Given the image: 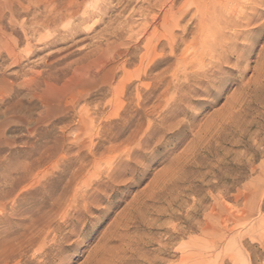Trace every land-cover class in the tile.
Returning <instances> with one entry per match:
<instances>
[{
  "label": "rangeland",
  "instance_id": "1",
  "mask_svg": "<svg viewBox=\"0 0 264 264\" xmlns=\"http://www.w3.org/2000/svg\"><path fill=\"white\" fill-rule=\"evenodd\" d=\"M0 264H264V0H0Z\"/></svg>",
  "mask_w": 264,
  "mask_h": 264
}]
</instances>
